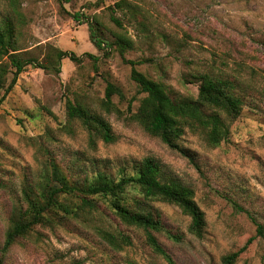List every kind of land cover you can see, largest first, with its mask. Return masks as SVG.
Here are the masks:
<instances>
[{"label": "rangeland", "instance_id": "obj_1", "mask_svg": "<svg viewBox=\"0 0 264 264\" xmlns=\"http://www.w3.org/2000/svg\"><path fill=\"white\" fill-rule=\"evenodd\" d=\"M121 1L18 0L24 16L19 46L26 56L46 64L60 49L81 61L63 59L59 72L28 66L0 104V264H169L143 229L124 224L102 200L78 216L49 213L51 223L2 251L13 218L28 208L27 196L39 199L47 180L58 185L52 164L71 182L83 183L98 171L133 174L146 158L161 163L166 179L193 188L205 214L203 237H197L179 207L147 201L145 208L165 227L155 235L176 264H228L224 259L250 238L234 264H264V0H125L135 7L132 14L115 7ZM9 10V0H0V17ZM78 12L85 18L74 19ZM88 20L100 22L110 48L93 45ZM119 37L134 43L124 56L112 46ZM131 62L176 100L197 99L198 74L231 81L244 106L230 122L229 139L213 147L187 130L182 151L146 133L132 119L145 94L132 80ZM13 76L0 88V100ZM109 83L123 93L113 97L119 113L102 109ZM68 100L100 112L116 141L93 142L79 122L69 121ZM59 199L80 206L75 194Z\"/></svg>", "mask_w": 264, "mask_h": 264}, {"label": "trees", "instance_id": "obj_2", "mask_svg": "<svg viewBox=\"0 0 264 264\" xmlns=\"http://www.w3.org/2000/svg\"><path fill=\"white\" fill-rule=\"evenodd\" d=\"M73 0H61L62 3H71ZM10 10L0 17V88L4 89L8 75L12 71L14 76L8 84L5 95L15 88L18 77L28 66L44 70L59 72L63 59H70L79 64L81 59L73 52L55 50V56H47V63L42 64L34 57H28L19 46V28L24 23V16L18 0H9ZM120 10L127 9L134 13L135 7L125 0L115 4ZM76 20L84 19L83 13H75ZM113 22L122 26L119 18L112 17ZM89 26L90 40L98 50L110 48L111 44L101 34L100 22L88 20L84 22ZM119 49L122 56L127 50L133 48V41L127 37H119L112 43ZM87 55V54H86ZM89 57L95 58L91 54ZM6 59L4 62L3 60ZM132 70V80L136 82L140 93L145 94L140 100L137 111L132 114V119L146 133L158 137L172 149L182 150L180 141L187 130L203 134L210 146H220L229 139L230 122L236 120L242 112L244 102L235 92L234 84L224 78L201 73L194 76L199 82L197 99H173L166 87L161 82L148 78L137 71L136 63ZM114 95L123 96L122 91L112 83L106 88L102 109L108 113H119L113 102ZM67 116L69 121L79 122L94 138L109 144L114 143L117 136L110 122L100 112L90 106L67 101ZM183 151V150H182ZM52 178L58 183L49 182L40 190V197L27 196L28 208L25 212L16 215L7 232L3 252L12 248L20 238L27 236L35 226L51 223L49 213L62 212L68 216H78L85 208L97 209V200L108 204L115 215L126 225L143 229L147 240L154 250L162 255L169 264H176L170 253L159 242L155 232H162L165 227L159 216L148 211L145 206L147 201L160 200L174 204L191 218L190 232L197 237H203L206 227L204 212L195 201L193 188L175 180L166 179L163 166L154 158H146L134 166V173L127 174L121 170L118 176L98 171L92 177H86L83 183L71 182L64 175L57 164H52ZM134 195L130 197V194ZM63 194L77 195L80 206L72 208L69 204L60 201ZM258 233L263 234L262 225L258 226ZM255 238H250L238 252L227 256L224 260L234 264L244 253ZM73 264H82L75 262Z\"/></svg>", "mask_w": 264, "mask_h": 264}]
</instances>
